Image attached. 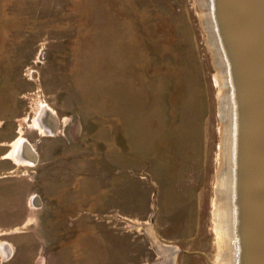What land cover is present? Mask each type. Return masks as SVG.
<instances>
[{
  "label": "rangeland",
  "instance_id": "obj_1",
  "mask_svg": "<svg viewBox=\"0 0 264 264\" xmlns=\"http://www.w3.org/2000/svg\"><path fill=\"white\" fill-rule=\"evenodd\" d=\"M196 4L0 0V264H164L157 243L215 263L218 86Z\"/></svg>",
  "mask_w": 264,
  "mask_h": 264
},
{
  "label": "water",
  "instance_id": "obj_2",
  "mask_svg": "<svg viewBox=\"0 0 264 264\" xmlns=\"http://www.w3.org/2000/svg\"><path fill=\"white\" fill-rule=\"evenodd\" d=\"M231 104L232 257L229 264H264V0H207ZM35 122L55 131V114L42 106ZM29 160L35 152L22 142ZM166 246V245H164ZM164 264L180 249L172 246ZM216 264L201 251H187Z\"/></svg>",
  "mask_w": 264,
  "mask_h": 264
},
{
  "label": "bare ground",
  "instance_id": "obj_3",
  "mask_svg": "<svg viewBox=\"0 0 264 264\" xmlns=\"http://www.w3.org/2000/svg\"><path fill=\"white\" fill-rule=\"evenodd\" d=\"M196 2H197L196 5L198 7L197 8L198 13L202 20V26L205 31L207 46L210 50L211 57H212V60L215 66V70H216L215 81L218 86L217 101H218L220 140L218 143V155H217L218 167L216 170V178H215L216 181L214 180L215 187L213 188L215 193L213 191L214 198L212 200V205H213L212 212H213V219H214V222L212 224H214L213 229L215 230V234H216V237L214 236L213 238L214 240L217 238L216 245L218 244V248L217 249L215 248L218 251L217 252H215L216 250L214 251V253H217L215 263L216 264H229L231 262V257H232V251H231V238H232L231 181L232 180H231V146H230L231 145V141H230L231 140V134H230L231 133V129H230L231 104H230L228 93H227V81H226L227 79L225 76V71L223 69L224 64H223L221 52L219 50V46L217 43V39L215 38V35L213 32L211 19L209 17L207 0H196ZM41 127L42 125L40 126V129L44 131L43 130L44 128H41ZM17 149L18 147L15 148V153ZM20 151L21 150L19 149L18 158L24 161H29L31 163L34 162L32 159L31 160L26 159L24 157L25 153L23 154V151L22 153ZM204 235L206 234L204 233ZM157 247L159 251L164 255V257L170 256L171 247H166L159 243H157Z\"/></svg>",
  "mask_w": 264,
  "mask_h": 264
},
{
  "label": "crops",
  "instance_id": "obj_4",
  "mask_svg": "<svg viewBox=\"0 0 264 264\" xmlns=\"http://www.w3.org/2000/svg\"><path fill=\"white\" fill-rule=\"evenodd\" d=\"M16 184H19V183H14V185H13V187H16ZM20 185V184H19ZM24 188V187H23ZM25 190V189H24ZM24 193V192H23ZM22 202H17V203H15V205L17 206L18 205V207L16 208V209H18V210H20L21 208H20V206H22V204H23V200H21ZM30 204H32V203H30ZM14 206H12V204L11 203H8L7 205H4V207H0V212H6L7 210H12V209H14L13 208ZM4 218V217H3ZM5 245H7V246H9L8 248L11 250V245L10 244H8V243H6L5 242Z\"/></svg>",
  "mask_w": 264,
  "mask_h": 264
}]
</instances>
